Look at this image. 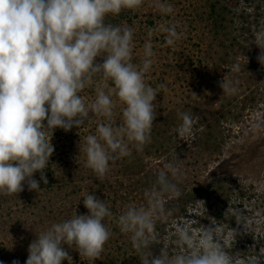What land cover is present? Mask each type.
Returning a JSON list of instances; mask_svg holds the SVG:
<instances>
[{"label":"rangeland","instance_id":"rangeland-1","mask_svg":"<svg viewBox=\"0 0 264 264\" xmlns=\"http://www.w3.org/2000/svg\"><path fill=\"white\" fill-rule=\"evenodd\" d=\"M161 2L170 4L173 12L163 14L155 7L156 0H145L137 11L123 10L124 17L116 22L133 29V57L143 59L145 44H152L154 62L145 82L165 86L156 88L157 117L150 142L143 151L129 142L130 155L121 157L122 170H115L110 162L108 173L100 179L75 153L82 139L95 135L98 125L107 122L105 117L89 115L81 128L64 138H74L76 146L66 144V159L55 169L62 170L59 179L68 183L72 178L62 168L79 171L78 194H73L72 183L55 182L57 190H49L39 172L34 178L41 190L29 191L25 184L19 194H0V264H25L29 245L38 234L76 213L88 214L82 203L88 194L104 199L113 213L104 221L111 236L98 260L81 258L74 248L63 245L72 264H141L140 256L149 250L134 249L130 234L120 231L117 220L128 205L149 207L153 193L164 202L162 212L153 217L158 239L150 249L154 255L164 246L169 255L179 250L178 227L198 234L210 223L221 228L233 253L252 256L264 247V65L258 62L261 49L255 45L256 34L264 31V0ZM171 24H177L180 39L169 46L163 27ZM100 59L97 62L102 63ZM237 65L239 70L234 71ZM161 76L162 82H157ZM223 77L232 82L234 93L223 94L219 86ZM100 83L101 74H97L80 93L86 104L95 100ZM107 88L114 89V84L108 81L106 93ZM182 113L194 119L187 138L178 133ZM121 114L119 108L116 115ZM161 173L176 186L179 196L160 193L157 178Z\"/></svg>","mask_w":264,"mask_h":264},{"label":"clouds","instance_id":"clouds-1","mask_svg":"<svg viewBox=\"0 0 264 264\" xmlns=\"http://www.w3.org/2000/svg\"><path fill=\"white\" fill-rule=\"evenodd\" d=\"M144 2L0 0V194H19L25 190V184L29 191L41 190L40 181L34 178L37 172L47 185L45 169L55 151L51 143L54 130L80 128L90 111L107 120L98 125L95 135L85 138L83 148L86 165L98 178L105 177L111 161L130 155L129 142L134 143L137 151H143L150 142L158 94L157 89L145 82V74L154 62L152 44H145L142 63L136 65L132 62L133 29L105 23L107 16H117L123 10L137 11ZM155 7L163 14L173 12L172 6L161 0H156ZM176 28L177 24L163 27L169 46L180 39ZM255 45L261 49L258 62L264 65V31L256 34ZM97 57H102L103 62H97ZM233 70L238 71V65ZM97 74H101V83L96 86L94 102L88 105L80 93L93 83ZM108 81L114 84V89L106 93ZM231 83L225 77L219 82L223 94L236 91ZM113 92L124 105L121 126L113 124L116 107ZM181 118L178 133L187 138L192 135L194 119L188 113H182ZM157 184L161 194L180 195L164 173L158 176ZM82 203L88 214L76 213L38 234L29 245L25 264H62L64 260L72 264V257L63 245L74 248L81 258H101L111 236L104 221L112 218L113 213L106 201L95 194L86 195ZM148 203L147 208L128 205L117 220L120 231L130 234L134 249L149 250L140 256L141 264L264 262V247L252 256L233 253L221 228L211 223L198 234L178 227L179 250L169 255L164 246L159 255L152 254V245L158 243L153 217L162 212L164 202L153 193Z\"/></svg>","mask_w":264,"mask_h":264},{"label":"trees","instance_id":"trees-1","mask_svg":"<svg viewBox=\"0 0 264 264\" xmlns=\"http://www.w3.org/2000/svg\"><path fill=\"white\" fill-rule=\"evenodd\" d=\"M124 16H122V15H117V16H112V15H109V16H107L106 18H105V23L106 24H111V25H113V26H117V24L118 23H116V22H119L122 18H123ZM149 20H152V19H149ZM214 21V20H213ZM153 21H151V23H152ZM207 26V25H206ZM101 59H103L102 57H101ZM100 59V60H101ZM137 60V62H139L140 61V63H141V61H142V59H140L138 56H134L133 58H132V61H136ZM221 70V72H227V70H224V69H220ZM162 76H161V78L160 79H158L157 80V82H162ZM151 87H153L154 89H156L158 86H156V84H153V86H151ZM108 89V92H109V90L111 89V88H107ZM107 92V93H108ZM112 99L114 100V101H117L116 102V107L114 108V116H113V123L115 124V125H117V126H121L122 124H123V120H122V114H121V116L120 115H116V112H117V110L119 109V108H123V105L121 106V107H118L117 108V105L120 103L119 102V100H118V97H115V95H113L112 94ZM94 102V101H93ZM91 114H93L91 111H90V113H89V115L91 116ZM99 116V115H98ZM100 117H102V118H104L103 116H100ZM45 124H46V121H45ZM81 128V127H80ZM79 128H76V127H73L70 131H65V130H63V129H61V128H57V129H55L54 130V133H53V136H52V139H51V143L53 144V146H54V148H55V151H54V153H53V155H52V157L50 158V164H49V166H48V168L47 169H45V172L46 171H48L49 173L47 174L46 173V175H47V179H48V184L46 185L47 186V188L49 189V190H51V189H53L54 191H56L57 189L55 188V182H60L61 183V185H64V186H67V183H68V181H67V179L65 180V181H63L64 179L62 178V179H59V178H61L62 176H61V173H62V170H61V172L59 173V170L58 171H56L55 169H56V166L57 165H59V162L61 161L62 163L64 162V160L66 159V157H64L63 158V156H64V154H66L67 153V151H65V148H66V144L68 143V142H73V146H76V141H74L75 139L74 138H70L71 139V141H66V140H64V138L65 137H67V135L71 132L72 134H74L75 132H76V130H78ZM49 135V138L51 137V135H52V133H49L48 134ZM69 138V137H68ZM81 142V144L77 147V149H76V154H77V158H81V160H82V164H86V159H87V157H86V153L83 151V148L84 147H86V140H81L80 141ZM80 149H81V151H80ZM62 156V158H60ZM65 162H67V161H65ZM61 163V164H62ZM125 164V163H124ZM124 164H123V162H122V158L121 157H118V158H116V159H114L113 161H111V165L112 166H114V169L115 170H122V167L124 166ZM63 165H67V164H63ZM62 169H65V173H68V176L69 177H71L72 178V182H69V183H72L73 185V188H74V190H73V194H78V189L77 190H75L76 188H78V182H76V176L77 175H79V171H75V170H71V171H67V169H66V167H63ZM85 171H86V169H84ZM65 176V175H64ZM39 178H40V175H39ZM68 183V184H69ZM45 185V184H44ZM58 187H61L60 185H58ZM56 190H55V189ZM59 191V190H58Z\"/></svg>","mask_w":264,"mask_h":264}]
</instances>
